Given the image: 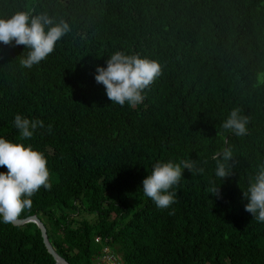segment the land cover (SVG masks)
<instances>
[{
    "label": "trees",
    "instance_id": "trees-1",
    "mask_svg": "<svg viewBox=\"0 0 264 264\" xmlns=\"http://www.w3.org/2000/svg\"><path fill=\"white\" fill-rule=\"evenodd\" d=\"M26 8L71 31L31 69L27 48L0 42V137L20 139L16 114L43 121L23 143L51 173L21 216L35 212L70 264H102L104 245L118 264H264V223L242 198L264 164V0H0V17ZM122 47L163 67L135 108L95 80L103 48ZM234 106L250 117L244 137L221 127ZM224 147L232 174L220 181L212 157ZM187 159L203 173L184 169L175 202L157 208L143 178ZM0 264L55 263L35 223L0 218Z\"/></svg>",
    "mask_w": 264,
    "mask_h": 264
},
{
    "label": "clouds",
    "instance_id": "clouds-1",
    "mask_svg": "<svg viewBox=\"0 0 264 264\" xmlns=\"http://www.w3.org/2000/svg\"><path fill=\"white\" fill-rule=\"evenodd\" d=\"M70 31L71 26L66 20L63 18L56 20L47 12L34 13L26 8L0 17V42L5 45L14 42L17 46L23 45L27 48L28 52L20 60V65L27 69L46 60L55 51L57 42ZM123 48H103L102 53L107 50L105 55L110 56L106 60V67L96 66L95 80L104 85L106 95L112 103L120 106L127 104L135 108L143 103L145 89L163 74V67L156 59L134 52L128 54ZM259 85H264V71L256 74L254 86ZM249 122L250 117L244 114L243 109L234 106L221 123V127L236 137H244L249 132ZM14 125L20 133L18 141L13 142L0 137V167L7 169L6 172H0V218L5 224H13L23 217L21 213L31 208V198L41 188L50 190L52 187L46 156L30 143H23L33 136L36 128L44 126L43 121L16 114ZM50 128L49 125V130ZM212 159L216 161L215 176L220 181L232 174L230 161L233 160V151L230 147H224L222 151L215 153ZM184 169L191 173L204 171L203 168L196 167L195 161L191 159L179 162L157 161L152 166L151 173L142 180L143 195L150 198L157 208H169L176 198V192L172 189L178 186ZM208 191L214 196H219L220 183L217 185L214 181L210 182ZM242 198L247 200L244 205L245 211L251 213L256 221L264 223V164L259 166L255 176L250 179ZM94 239L98 240V236ZM109 250L104 245L100 257L105 253L111 255ZM111 258L118 264L112 255ZM99 259L102 264H108L111 260Z\"/></svg>",
    "mask_w": 264,
    "mask_h": 264
},
{
    "label": "water",
    "instance_id": "water-1",
    "mask_svg": "<svg viewBox=\"0 0 264 264\" xmlns=\"http://www.w3.org/2000/svg\"><path fill=\"white\" fill-rule=\"evenodd\" d=\"M25 221H32L34 222L37 227L39 228V232L42 238V242L46 248V250L51 254V256L54 259L55 264H70L63 256H61L51 245L47 238L46 229L43 224V222L39 219V217L35 213H31L28 215H25L23 217H20L16 221L13 222V224H20Z\"/></svg>",
    "mask_w": 264,
    "mask_h": 264
},
{
    "label": "rangeland",
    "instance_id": "rangeland-1",
    "mask_svg": "<svg viewBox=\"0 0 264 264\" xmlns=\"http://www.w3.org/2000/svg\"><path fill=\"white\" fill-rule=\"evenodd\" d=\"M100 258H102V260L103 261H105L106 259H111L110 261H109V263L108 264H116L117 262H115L114 260H112V258H111V255L110 254H107V253H105L103 256H101Z\"/></svg>",
    "mask_w": 264,
    "mask_h": 264
}]
</instances>
